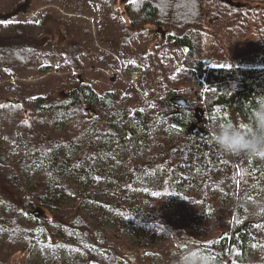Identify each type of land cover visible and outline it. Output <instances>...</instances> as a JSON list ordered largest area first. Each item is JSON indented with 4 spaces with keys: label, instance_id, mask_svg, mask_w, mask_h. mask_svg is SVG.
I'll return each instance as SVG.
<instances>
[{
    "label": "trees",
    "instance_id": "trees-1",
    "mask_svg": "<svg viewBox=\"0 0 264 264\" xmlns=\"http://www.w3.org/2000/svg\"><path fill=\"white\" fill-rule=\"evenodd\" d=\"M119 14L120 43L111 42L126 59L127 39L137 36V53L141 42L146 44L140 63L128 59L127 65H135L147 101L118 80L102 81L98 70L84 71L86 64H104L108 56L93 54L90 27L74 36L73 47L51 52L41 42L57 27L48 15L0 19V81L10 80L0 84V232L7 234L0 243V264H10L18 252L28 254L32 244L52 243L49 233L56 235L54 248L79 250L83 264H177L190 250L204 251L212 264H264V157L209 145L226 122L245 133L254 130L252 113L264 102V67L238 60L256 52L264 56V0H129ZM59 22L68 29L78 26ZM157 26L169 30L164 40L154 34ZM78 48L89 53L76 56ZM59 58L62 69L73 74H49ZM213 60L225 62L209 66ZM45 74L36 85L19 80ZM172 96L203 109L202 138L190 132L194 110L175 107ZM123 110L132 124H123L120 134L112 123ZM101 135L126 141V179L101 174V150L93 147ZM192 141L204 157L188 150ZM55 146H63L64 154L52 153ZM214 151L226 171L212 175L204 169L191 176L198 164L215 158ZM38 160L43 168L27 186L23 172ZM155 170L163 174L159 187L135 184L138 176ZM66 173L79 183L66 180ZM178 178L200 186L186 191ZM209 185L228 190L230 206L222 205ZM83 188L100 207L118 214L113 229L102 224L101 210L88 217L75 203L56 202L60 191L79 200ZM134 189L142 194L136 196ZM124 217L132 220L134 241L122 234ZM225 230L231 234L219 238Z\"/></svg>",
    "mask_w": 264,
    "mask_h": 264
},
{
    "label": "rangeland",
    "instance_id": "rangeland-1",
    "mask_svg": "<svg viewBox=\"0 0 264 264\" xmlns=\"http://www.w3.org/2000/svg\"><path fill=\"white\" fill-rule=\"evenodd\" d=\"M53 0H31L30 6L27 8L25 7L24 10L16 15L14 18L17 20L22 19H28V20H38V18H41L43 15H48L53 20L57 22V27L50 31V34L48 36H44L46 38V42L44 43V49L45 50H58L60 47L64 46L66 48L73 47V43L77 41L75 39V35H81L82 29H87L90 27L92 31V45L94 47L93 54L97 53L98 51L108 55L104 56V64L99 65H85L84 71L85 72H93L97 71V74H100L99 76L102 81L106 82V79L110 81L118 80V82L125 88L131 87L134 91L137 92L139 97L143 101H147L143 94V90L140 84V74L134 70L135 65L132 67H129L127 65V60L132 59L131 63H140V57L145 53L146 44L144 42H141L140 44V50L137 53L136 50H133V46H136V37L132 39H127L128 43L124 45V51L130 52L129 56L130 58L126 59L125 54L119 47L117 43L111 42L113 39H116L120 43V38L116 37L118 33L117 26H115V22L112 21L113 17L109 18V16L105 17L104 8L108 3V0H102L104 3L100 2L98 3L97 11L94 13L97 14V18L94 15H86L85 23H81L80 25L76 27H70L65 28L63 24H60L59 22V16L62 13L59 10V6H57L56 3L52 2ZM100 1V0H99ZM129 1V0H128ZM26 2V0H25ZM24 3V0H0V14H10L14 10H16L20 5ZM120 4V13L122 11V4ZM55 11L58 13V16H54L53 13H50L49 11ZM114 9L112 10V15L114 14ZM117 12V11H116ZM120 16V14H119ZM118 16V18H119ZM111 20V21H110ZM105 23H107V26L104 28ZM104 25V26H103ZM58 28H61L63 30V33L66 36L65 41L62 44L56 43V32ZM109 28V29H107ZM155 30V29H154ZM87 32H85V35ZM116 34V36H115ZM155 34V33H154ZM70 35V37H67ZM42 38V37H41ZM162 39V38H160ZM164 40V39H162ZM46 43L48 45H46ZM133 50V51H132ZM53 52V51H51ZM77 52L81 54V57H84L86 54L89 53L88 49L82 48L77 49ZM86 54H83L85 53ZM136 52V53H135ZM141 56H139V55ZM76 56H79L77 53ZM222 62L225 61H218L213 60L209 61L208 65H220ZM240 65L243 66H252V67H264V56L260 52L248 54L246 56L241 57L238 60ZM62 60L59 58L54 63V68L49 72L50 75H56V76H62V75H70L73 74V69H62ZM114 64V66H112ZM184 66L180 65L174 69L173 72H170L169 75L172 73H176L179 70H181ZM79 70V69H78ZM76 70V72L78 71ZM81 70L78 71L77 74L80 75L81 79ZM105 75V76H103ZM47 74L38 77V78H21L20 81H26L28 83L37 84L39 81H41ZM78 77V75H77ZM10 80H3L0 81V84L8 82ZM113 83V82H112ZM107 87V84L105 85ZM208 87V85H204V90ZM102 90V89H101ZM159 92V89H156V93ZM203 100V95H202ZM150 102V101H148ZM193 109L197 107V103L193 101ZM126 110L120 111L118 116L114 118V122L112 123L113 128L121 134L122 131V125L126 124L130 126L132 124L131 118L126 116L124 113H126ZM195 114V113H194ZM191 126V125H190ZM197 138H202L203 134L200 136L198 133L195 135ZM209 145L212 147H216L217 145L214 143L212 139L209 140ZM93 147L96 149L101 150V154L97 158V164L101 166V174L102 175H114L121 179H126L128 177L129 171L125 164V155L127 152V143L126 141L122 140L120 137L113 136V135H101L97 137L94 141ZM200 145H198L196 142H190L188 144V150L193 153H199L200 157H204V153L200 152ZM53 152H58L60 154H64V147L63 146H55L52 150ZM213 156L214 159H210L208 161H203L202 163L198 164L196 168H194L191 172V176L198 175L204 171V169H207L210 171L212 175H219L222 171H226V164L223 163L221 160L217 159L218 155L214 151ZM83 165H86V162L82 163ZM44 165L43 160H38L37 162L32 163L24 172L23 176L25 179V183L27 186H30L33 179L37 176V174L42 170ZM66 180H68L72 184H78L79 180L75 177L73 173H66L65 174ZM163 180V174L160 172V170L151 171L145 175L138 176L135 180L136 185H148L152 189L159 187L162 184ZM178 186L181 189H184L186 191H190L192 189H196L200 186L195 181H190L189 183L181 182V178H178ZM87 185L85 186V188ZM83 188L82 193L79 195V200H74L69 195H66L65 192L60 191L55 197L57 203H75L76 206L84 212L88 217H91L92 212L94 210H101L102 211V224L108 229L111 230L114 228L115 223L118 221L119 216L115 212H113L111 209L100 207V205L95 201L93 198V194L91 192H86V189ZM209 189L211 192H213L216 196H219L220 201L222 202V205L225 207L230 206L232 202V196L228 190L221 191L218 188H215L211 185H209ZM133 194L136 196H139L142 194L141 190L134 189ZM36 209V208H35ZM39 217V216H38ZM121 222L123 224V231L122 234L129 238L130 240H135L136 233L134 229L132 228V220L127 219L126 217L121 219ZM7 237V234L0 232V243L1 241L5 240ZM56 235L49 233V239L52 243L50 244H32L31 248H29V253L26 254L25 252H18V255H15L10 264H83V256L79 250L69 248L66 246H58L56 248L53 247L54 242L56 240ZM230 264H233V261L229 260ZM227 263V264H229ZM9 264V263H6Z\"/></svg>",
    "mask_w": 264,
    "mask_h": 264
},
{
    "label": "clouds",
    "instance_id": "clouds-1",
    "mask_svg": "<svg viewBox=\"0 0 264 264\" xmlns=\"http://www.w3.org/2000/svg\"><path fill=\"white\" fill-rule=\"evenodd\" d=\"M253 131L242 132L232 123H224L213 133L214 143L225 153L264 157V102L252 113ZM177 264H212L211 257L202 250H190L181 255Z\"/></svg>",
    "mask_w": 264,
    "mask_h": 264
},
{
    "label": "flooded vegetation",
    "instance_id": "flooded-vegetation-1",
    "mask_svg": "<svg viewBox=\"0 0 264 264\" xmlns=\"http://www.w3.org/2000/svg\"><path fill=\"white\" fill-rule=\"evenodd\" d=\"M95 1L97 0H53L52 2L56 3L57 6H59V10L62 12L59 16V20H61L62 22H65V21L73 22L79 25L81 23H85L84 17L86 15H94L97 18V14H95L94 12L97 11L98 3ZM116 1H118V3H121L122 7H124V4L128 2V0H125L124 2H122L121 0H108V3H107L108 6L104 8L105 17L109 16V18H111L112 16L113 17L112 21L114 22L118 19V16L120 13V9H119L120 4H117ZM29 6L30 4L27 6V8ZM113 9L115 12L112 15ZM49 12L53 13L54 16L56 17L58 16V13L55 11L50 10ZM70 17L75 18V19H71ZM55 35H56V43L59 45L62 44L66 39V36L63 33V30L61 28H58ZM78 54L80 53L78 52ZM83 54H86V52Z\"/></svg>",
    "mask_w": 264,
    "mask_h": 264
},
{
    "label": "water",
    "instance_id": "water-1",
    "mask_svg": "<svg viewBox=\"0 0 264 264\" xmlns=\"http://www.w3.org/2000/svg\"><path fill=\"white\" fill-rule=\"evenodd\" d=\"M122 2H124L125 0H121ZM30 4V0H26V2H24L22 5H20L16 10H14L13 12H11L10 14H0V19H11L13 17H15L16 15L20 14L25 7H27ZM155 35H157L158 37L165 39L167 37V35L169 34V30L168 29H164L162 26H157L154 30ZM60 34V33H59ZM61 35V34H60ZM46 38L42 37L41 38V42L42 44H44L46 42ZM78 78H80V75L78 74ZM169 102L174 105L177 108H185V109H190L193 108V104L194 102L188 101L185 98L182 97H178V96H172L169 99ZM194 113H195V117H196V122L193 123L190 126V132L192 135H196L198 133V135H202L204 134L203 129L199 126V124L203 121L202 116L204 114V111L201 107L197 106L194 108ZM33 214L36 215H41L37 210L33 211ZM246 226V225H245ZM242 230V228H239L238 230L234 231L233 234L237 233L238 231ZM231 234L230 230H225L222 231L219 234V238H225L228 237Z\"/></svg>",
    "mask_w": 264,
    "mask_h": 264
},
{
    "label": "built area",
    "instance_id": "built-area-1",
    "mask_svg": "<svg viewBox=\"0 0 264 264\" xmlns=\"http://www.w3.org/2000/svg\"><path fill=\"white\" fill-rule=\"evenodd\" d=\"M211 88H213V86H211Z\"/></svg>",
    "mask_w": 264,
    "mask_h": 264
}]
</instances>
